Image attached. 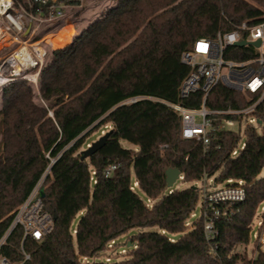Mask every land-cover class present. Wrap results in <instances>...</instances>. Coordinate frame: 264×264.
Wrapping results in <instances>:
<instances>
[{"label": "trees", "instance_id": "trees-1", "mask_svg": "<svg viewBox=\"0 0 264 264\" xmlns=\"http://www.w3.org/2000/svg\"><path fill=\"white\" fill-rule=\"evenodd\" d=\"M113 1L115 7L70 43L47 53L37 85L18 81L0 93V240L43 178L44 211L54 221L41 241L23 240L22 228L16 227L0 257L20 264L25 252L30 259L23 264H83L81 259L139 229L126 260L86 264H264V252L254 261L237 253L249 244L264 203V128L246 125L245 148L233 156L239 132L222 131L208 147L183 139L181 118L169 106L199 109L203 102L202 92L180 97L190 73L183 53L199 39L214 40L243 22L259 23L264 0ZM65 18L57 23L61 29ZM256 55L253 47H228L224 58L239 62ZM256 99L220 83L206 105L243 109ZM254 116L262 127L264 101ZM108 124L106 145L82 161L83 149L93 143L87 139ZM112 166L117 169L107 176ZM170 168L179 169L188 183L205 178L246 183L244 201L218 205L228 216L215 221L213 244L206 240L204 219L186 230L200 190H167ZM136 189L153 201L151 208ZM172 234L181 236L172 241Z\"/></svg>", "mask_w": 264, "mask_h": 264}, {"label": "built area", "instance_id": "built-area-1", "mask_svg": "<svg viewBox=\"0 0 264 264\" xmlns=\"http://www.w3.org/2000/svg\"><path fill=\"white\" fill-rule=\"evenodd\" d=\"M83 5L84 0H22L17 2L0 0V91L18 81L38 84L47 56L43 43L53 47L51 37H48L52 34L38 38L39 32L44 25L59 23L65 18L67 11L81 9ZM258 40H262L261 46L253 47L251 43ZM240 41L249 43L245 47H253L257 54L256 57L239 62L226 60L224 58L226 49L235 47V43ZM13 45L17 47L11 50ZM182 61L190 67V73L180 87V97L186 99L192 94L202 92L203 102L199 109H189L180 104L169 105L181 118V137L202 142L208 147L222 131L239 132L241 140L232 153L236 156L240 150L245 148L246 125H254L256 128L262 125L258 124L254 113L259 104L264 101V16L255 25L243 22L231 32H219L214 40L207 38L197 40L192 50L183 53ZM220 83L234 91L254 94L257 99L243 109L210 110L206 105L207 100ZM116 169V166H112L105 173L109 176ZM180 179L184 178L181 176ZM208 181L212 187L214 181L212 179ZM245 185L244 181L228 180L222 188L218 186L210 188V191L204 190L201 213L195 220L204 219V233L209 243L213 244L218 236L215 221L220 217L228 216L226 211L218 208V205L244 201ZM134 186L137 187V183ZM40 193L41 188L37 185L27 200L16 210L11 227L0 240V249L11 232L19 226L23 230V240L31 238L41 241L52 232L54 221L52 216L44 211ZM147 203L151 208L153 201L149 199ZM191 217H196V215L193 213ZM261 218L262 221L258 223V233L255 236L260 250L264 245V206L261 208ZM75 233L76 231H73L74 235ZM23 253L24 260L20 264L30 259L29 255ZM125 254L127 251L119 250L117 240H113L91 259H81V263L118 262L115 261L116 258ZM213 254H215L214 249ZM0 264H9V262L0 257Z\"/></svg>", "mask_w": 264, "mask_h": 264}, {"label": "rangeland", "instance_id": "rangeland-1", "mask_svg": "<svg viewBox=\"0 0 264 264\" xmlns=\"http://www.w3.org/2000/svg\"><path fill=\"white\" fill-rule=\"evenodd\" d=\"M115 5L116 4H115V2L113 0H84V5H83V7L81 9L67 11V15H66V18H65V25L69 26L68 29H67L68 32H69V30H72L71 41H72L74 35L80 34L90 24H92L93 22L98 20L107 9L115 7ZM60 29H61V27L57 26V24L44 25L42 30L39 32L38 37H42L43 38V36L45 34H47V33L54 34V35L58 34V33H61ZM70 42H68V43H70ZM67 44H64V45H67ZM16 47H17V45H13L11 50L15 49ZM43 47L46 49L47 53H49V54L51 53V50L53 48L50 44H47V43H43ZM56 47L58 48V46H56ZM11 50H9V51H11ZM48 61H49V57L45 60V63H47ZM1 91H0V93H1ZM0 106H1V98H0ZM263 128H264V125L259 128L260 131ZM110 129H111V125L108 124L107 126H104L102 128H99V129L95 130L91 134V136L87 139V142H95V141H97L100 137H102L104 134H106L107 131L110 130ZM121 144L126 149L133 148L132 145H130L129 143H127L125 141H121ZM86 149H83V151H85ZM43 181H44V178L38 184L40 186V188L42 187ZM208 182L209 181L206 178L202 182H198L197 181V182H192V183H188V182H185L182 179H180L179 181H177L174 184V186L172 188H170V189L168 188L167 189V190H171V191H174V190L181 191V190H184V189L189 188V187H195V188H198L200 190L199 202H198V205L196 207V210L194 211V214L196 215V217H190V218L187 219V223H186L187 224V228H186V230H192L193 222L195 221V219L197 217L200 216L201 206H202V203H203V192H204V190L210 191V188H212V187H210V184ZM214 182L212 184L213 187H215V185H216L217 187L219 186L220 188H222L223 186L226 185V183L219 184L216 181L215 184H214ZM136 191L139 193V195H140V197L142 199L147 201L146 196H145L144 193L140 192L138 189H136ZM263 206H264V203H263ZM148 207L150 208V206H148ZM79 218H80V216H78L76 221L73 223V225H72L73 228L78 223ZM261 221H262L261 210H259L257 215H256V217H255V219H254L253 225H252V230H251V234H250L249 244L246 245V246L239 247L237 249V253L239 255H242L248 261L250 259L254 261L261 252H264V245L261 246V250L262 251L260 249H258L259 245L256 244V238H255V236L258 233V223L261 222ZM153 230H158V229L155 228ZM141 231L142 230L137 229V230H135L133 232H129L128 234L123 235V236H121L120 238L117 239L119 250L125 249L127 251V254L116 258L115 261L119 262V261H122V260H126L129 257V255H130V253L132 251V248H134L133 247L134 245L131 242V237L135 233H138V232H141ZM180 236H181V234L169 235V237L171 239H178ZM129 245H131V246H129Z\"/></svg>", "mask_w": 264, "mask_h": 264}, {"label": "water", "instance_id": "water-1", "mask_svg": "<svg viewBox=\"0 0 264 264\" xmlns=\"http://www.w3.org/2000/svg\"><path fill=\"white\" fill-rule=\"evenodd\" d=\"M249 43H247L246 41H240L235 43V47H245L246 45H248ZM262 44V40H258L256 42L251 43V45L255 48H259ZM258 124L261 125L262 121L258 120ZM112 131H109L108 133L104 134L102 137H100L97 141L93 142L84 152H83V156H82V161L90 158L94 153H96L97 151L101 150L105 145L106 142L110 136ZM181 177V172L179 171V169L177 168H170L166 171V184H167V188H172L174 186V184L180 180ZM131 246V245H129Z\"/></svg>", "mask_w": 264, "mask_h": 264}, {"label": "crops", "instance_id": "crops-1", "mask_svg": "<svg viewBox=\"0 0 264 264\" xmlns=\"http://www.w3.org/2000/svg\"><path fill=\"white\" fill-rule=\"evenodd\" d=\"M68 27L69 26H66V25H64L63 27H62V29H61V33H58V34H52V35H50V36H48V37H55V36H58L59 38H60V40H61V42H62V44L63 43H68V42H70L71 41V38H72V36H71V33H72V30H69V32L67 31V29H68ZM65 33V34H64ZM68 35H67V34ZM71 36V37H70ZM64 46V45H63ZM63 46H58V48H61V47H63ZM53 48H57L54 44H53Z\"/></svg>", "mask_w": 264, "mask_h": 264}, {"label": "bare ground", "instance_id": "bare-ground-1", "mask_svg": "<svg viewBox=\"0 0 264 264\" xmlns=\"http://www.w3.org/2000/svg\"><path fill=\"white\" fill-rule=\"evenodd\" d=\"M51 42L55 45V46H61L62 42L60 40V38L58 36L56 37H52L51 38Z\"/></svg>", "mask_w": 264, "mask_h": 264}]
</instances>
